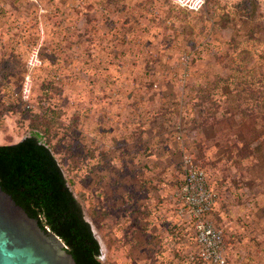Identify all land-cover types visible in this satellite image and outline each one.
Returning <instances> with one entry per match:
<instances>
[{
  "label": "rangeland",
  "instance_id": "374dc122",
  "mask_svg": "<svg viewBox=\"0 0 264 264\" xmlns=\"http://www.w3.org/2000/svg\"><path fill=\"white\" fill-rule=\"evenodd\" d=\"M32 134L100 264H201L176 213L184 156L226 264H264V0H0V145Z\"/></svg>",
  "mask_w": 264,
  "mask_h": 264
},
{
  "label": "water",
  "instance_id": "95a60500",
  "mask_svg": "<svg viewBox=\"0 0 264 264\" xmlns=\"http://www.w3.org/2000/svg\"><path fill=\"white\" fill-rule=\"evenodd\" d=\"M36 209L67 249L43 229ZM90 251L98 255L48 152L32 138L0 147V264H97Z\"/></svg>",
  "mask_w": 264,
  "mask_h": 264
},
{
  "label": "built area",
  "instance_id": "2783aa9c",
  "mask_svg": "<svg viewBox=\"0 0 264 264\" xmlns=\"http://www.w3.org/2000/svg\"><path fill=\"white\" fill-rule=\"evenodd\" d=\"M167 1L188 13H196L203 6V0ZM182 63H185V58ZM182 165L183 178L176 192L179 204L176 213L191 224L195 241L194 256L201 264H226L222 230L208 218L215 194L208 184L205 172L192 158L184 156Z\"/></svg>",
  "mask_w": 264,
  "mask_h": 264
},
{
  "label": "trees",
  "instance_id": "16d2710c",
  "mask_svg": "<svg viewBox=\"0 0 264 264\" xmlns=\"http://www.w3.org/2000/svg\"><path fill=\"white\" fill-rule=\"evenodd\" d=\"M201 9H202V8H201ZM201 9H200V10H201ZM27 138H32V139H34L36 145L41 146L42 148H44V149L48 152L50 158L52 159L53 163L55 164V166H56V168H57V170H58V172H59V174H60V176H61V178H62V181H63V185H64L65 190L67 191V193L69 194V196L71 197V199H72V200L78 205V203H77V202L75 201V199L73 198L71 192L68 190V187H67V185H66L65 179L63 178L62 171L60 170V167L58 166L56 160H55V159L53 158V156L51 155L49 149H48L43 143L40 142L39 136H38L37 134H32V135L26 136V137L22 138L19 142L15 143V144H10V145H0V147H11V146H15V145H17L18 143H20L22 140L27 139ZM78 208H79V211H80V218H81L82 222H84V223L88 226V229H89L90 235H91L93 241L95 242V244H96V246H97V252H98V255H97V256H94V255L92 254V252L90 251V256H91V258H92L97 264H100V262L98 261V257H99V246H98V244H97L95 238L92 236V233H91V231H90L89 225L83 220V216H82L81 209H80V206H79V205H78ZM35 216H36L37 221L41 224V226L43 227L44 230H48L49 232H51L52 234H54V233L51 231V229L48 227V225L45 223V221H44V219H43V216H42V211H41L40 209H36V210H35ZM54 235H55V234H54ZM55 236H56V237H57V238L63 243L64 248L67 249V245H66V244H65V243H64V242H63V241H62L57 235H55Z\"/></svg>",
  "mask_w": 264,
  "mask_h": 264
}]
</instances>
